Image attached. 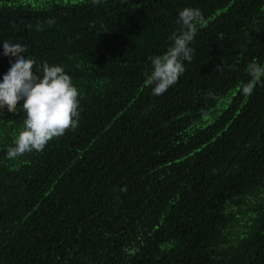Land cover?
I'll list each match as a JSON object with an SVG mask.
<instances>
[{
	"label": "trees",
	"instance_id": "trees-1",
	"mask_svg": "<svg viewBox=\"0 0 264 264\" xmlns=\"http://www.w3.org/2000/svg\"><path fill=\"white\" fill-rule=\"evenodd\" d=\"M184 7L191 60L152 95ZM0 40L63 66L80 111L12 159L25 113L0 107V264H264V0H0Z\"/></svg>",
	"mask_w": 264,
	"mask_h": 264
},
{
	"label": "clouds",
	"instance_id": "clouds-1",
	"mask_svg": "<svg viewBox=\"0 0 264 264\" xmlns=\"http://www.w3.org/2000/svg\"><path fill=\"white\" fill-rule=\"evenodd\" d=\"M198 8L184 7L178 13L179 29L172 36L168 49L150 58L146 85L151 94L162 95L175 84L191 60L190 43L197 23H203ZM51 23V21H50ZM24 44L18 40H0V53L12 55L7 68L0 71V107L13 112L20 105L25 113L22 128L13 139L6 155L15 159L31 151H41L54 137L74 130L79 123L78 89L63 66L44 63L34 70L35 61L24 54ZM251 75H264V67L253 64ZM250 91V89H245ZM22 101V103H19Z\"/></svg>",
	"mask_w": 264,
	"mask_h": 264
}]
</instances>
